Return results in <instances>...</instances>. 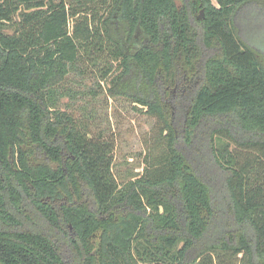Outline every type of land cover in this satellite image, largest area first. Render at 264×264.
Masks as SVG:
<instances>
[{
	"label": "trees",
	"instance_id": "16d2710c",
	"mask_svg": "<svg viewBox=\"0 0 264 264\" xmlns=\"http://www.w3.org/2000/svg\"><path fill=\"white\" fill-rule=\"evenodd\" d=\"M211 1L0 0V264H264V57L237 19L256 0ZM94 53L159 121L164 151L128 184L57 107Z\"/></svg>",
	"mask_w": 264,
	"mask_h": 264
},
{
	"label": "rangeland",
	"instance_id": "374dc122",
	"mask_svg": "<svg viewBox=\"0 0 264 264\" xmlns=\"http://www.w3.org/2000/svg\"><path fill=\"white\" fill-rule=\"evenodd\" d=\"M237 19L242 37L264 57V1L243 5ZM109 63L107 56L98 53L82 58L58 86L65 92L57 107L84 124L91 136L101 134L113 142V173L120 184H128L144 172L147 162L154 163L163 153V141L158 138L159 121L146 107L130 97L109 94L110 79L118 72L114 69L102 80ZM112 63L115 67L116 62ZM217 143L237 149L229 137ZM223 262L241 264L238 258H223Z\"/></svg>",
	"mask_w": 264,
	"mask_h": 264
},
{
	"label": "flooded vegetation",
	"instance_id": "af4514ba",
	"mask_svg": "<svg viewBox=\"0 0 264 264\" xmlns=\"http://www.w3.org/2000/svg\"><path fill=\"white\" fill-rule=\"evenodd\" d=\"M176 1H179L180 5L182 4V0H176ZM186 2H189V0H186ZM211 2L215 6L218 5L217 0H212ZM177 4L179 5L178 2H177ZM192 17H194L195 19H198V20L199 19H204L206 17V10L203 7V3H200V8L197 10V12H194V15H192ZM135 38H136V41L138 42L139 41V34H135ZM135 46H138V45H135ZM43 156H44L45 162H50V161H48V157L47 156H45V155H43ZM51 164L54 167L58 166L56 163L54 164L53 162H51ZM85 200L88 201L87 198ZM73 202H75V203L81 202V199H79L77 196H75Z\"/></svg>",
	"mask_w": 264,
	"mask_h": 264
}]
</instances>
